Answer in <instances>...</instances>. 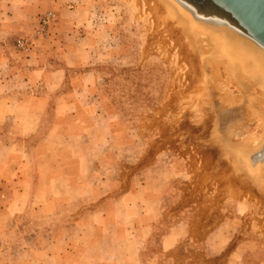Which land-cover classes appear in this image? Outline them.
Returning a JSON list of instances; mask_svg holds the SVG:
<instances>
[{
    "label": "rangeland",
    "instance_id": "obj_1",
    "mask_svg": "<svg viewBox=\"0 0 264 264\" xmlns=\"http://www.w3.org/2000/svg\"><path fill=\"white\" fill-rule=\"evenodd\" d=\"M142 3L0 0V17L18 19L11 23L16 32L30 33L27 41H17L19 49L25 51L31 42L46 40L56 31L74 41L84 38L85 49L102 57L94 66L101 81L91 90L96 100L90 102L101 114L103 130L92 135L100 148L76 150L83 163L58 170L60 175L67 171L74 176L80 171L93 174L83 187L77 179L71 189L77 196L73 209L84 206L81 196L92 184L95 200L106 192L115 197L134 191L139 196L136 207L143 211L140 223L153 219L147 247L151 260L144 264H151L155 256L161 264H264V191L260 184L242 195L240 187L242 191L228 188L220 192V183L213 182L218 173L231 167L230 156L238 148L233 143L259 132L256 120L247 117L246 104L238 105L234 113L217 100L210 102L204 128L187 123V102L170 104L173 92L185 90L186 68L173 47L151 46L154 26ZM229 89L238 94L234 87ZM173 113L172 124H167L165 118ZM204 141L209 143L208 159L192 145L199 149ZM253 149L240 151L242 169L243 163L248 169L264 166V142ZM247 174L246 169L242 175L246 180L254 178ZM3 190L0 186V206ZM37 218L36 213L25 215L18 219L19 225L30 232ZM170 228H176L171 235L174 246L163 252L158 240ZM19 238L16 230L0 238V243L11 252L18 248Z\"/></svg>",
    "mask_w": 264,
    "mask_h": 264
},
{
    "label": "crops",
    "instance_id": "obj_2",
    "mask_svg": "<svg viewBox=\"0 0 264 264\" xmlns=\"http://www.w3.org/2000/svg\"><path fill=\"white\" fill-rule=\"evenodd\" d=\"M4 17H0V186L4 187L0 238L16 230L20 238L11 252L1 241L0 264H144L151 260L147 247L153 219L140 223L144 217L136 207L137 193L112 197L106 192L95 200L92 184L77 211L72 206L77 196L71 189L77 179L83 187L93 174L58 173L59 167L83 163L76 150L100 148L92 135L103 130L101 114L90 102L95 99L91 90L101 81L94 69L101 55L87 51L81 43L84 38L74 41L56 31L23 51L16 43L27 41L30 33L16 32L11 23L18 19ZM60 203L64 205L59 207ZM33 213L37 222L26 232L18 219ZM175 231L170 228L161 236L160 250L174 246ZM150 262L161 264L159 256Z\"/></svg>",
    "mask_w": 264,
    "mask_h": 264
},
{
    "label": "bare ground",
    "instance_id": "obj_3",
    "mask_svg": "<svg viewBox=\"0 0 264 264\" xmlns=\"http://www.w3.org/2000/svg\"><path fill=\"white\" fill-rule=\"evenodd\" d=\"M140 2L145 4L154 26L155 34L151 39V46L173 47L179 63L186 68L185 90L173 92L170 104L175 100L177 103L187 102V123L204 128L211 112V101L221 102L224 107L232 108L234 113L239 108L238 105L242 107L246 104L247 117L256 120L259 132L233 143L238 144L235 150L238 155L234 153L230 156L231 167L221 173L217 172L219 176L213 178V182L220 183V192L228 188L238 189L236 191L243 189L241 194L244 195L249 187L251 191L255 189L257 183L264 191V166L254 169L250 167V170L242 162L245 167L243 172L239 160L240 151L256 148L264 142V49L224 21L197 15L182 0H137V4ZM226 85L234 87L238 94L234 95ZM246 93L248 97L244 96ZM174 115L170 114L165 122L170 124ZM192 145L205 159L210 158L207 141L200 144L199 149L193 143ZM217 166L218 164L215 165L216 169L219 168ZM246 169L247 177L251 174L254 178L246 180L242 176ZM261 189L259 191L263 192Z\"/></svg>",
    "mask_w": 264,
    "mask_h": 264
},
{
    "label": "water",
    "instance_id": "obj_4",
    "mask_svg": "<svg viewBox=\"0 0 264 264\" xmlns=\"http://www.w3.org/2000/svg\"><path fill=\"white\" fill-rule=\"evenodd\" d=\"M195 13L239 30L264 49V0H182Z\"/></svg>",
    "mask_w": 264,
    "mask_h": 264
}]
</instances>
